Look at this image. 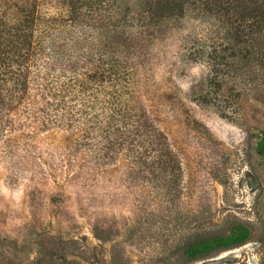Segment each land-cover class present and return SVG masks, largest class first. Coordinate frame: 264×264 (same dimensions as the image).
<instances>
[{"label":"rangeland","instance_id":"obj_1","mask_svg":"<svg viewBox=\"0 0 264 264\" xmlns=\"http://www.w3.org/2000/svg\"><path fill=\"white\" fill-rule=\"evenodd\" d=\"M41 12L70 14L47 0ZM224 36L207 22L178 24L141 47L127 84L132 103L165 135L180 176L146 171L124 147L98 151L81 139L86 119L69 129L39 105L28 118H8L0 130V264H257L253 237L193 260L181 249L195 231L241 222L256 235L264 221V81L249 90L233 78L217 90L199 50Z\"/></svg>","mask_w":264,"mask_h":264},{"label":"trees","instance_id":"obj_2","mask_svg":"<svg viewBox=\"0 0 264 264\" xmlns=\"http://www.w3.org/2000/svg\"><path fill=\"white\" fill-rule=\"evenodd\" d=\"M44 1L0 0V130L13 113L28 118L39 105L48 121L69 129L86 119L81 139L98 151L124 147L146 171L180 176L165 135L128 96L141 47L188 20L207 22L225 30L212 51L199 50V59L211 60L217 90L233 78L249 90L264 81V0H47L70 10L68 17L52 18L41 12ZM260 148L264 153V139ZM257 223L256 235L241 222L227 232L195 231L181 249L193 260L253 237L261 253L257 264H264V221Z\"/></svg>","mask_w":264,"mask_h":264}]
</instances>
